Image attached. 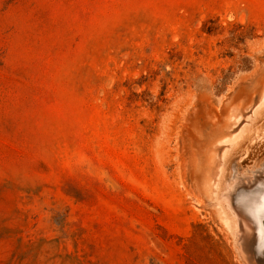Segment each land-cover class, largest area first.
<instances>
[{
  "label": "rangeland",
  "instance_id": "374dc122",
  "mask_svg": "<svg viewBox=\"0 0 264 264\" xmlns=\"http://www.w3.org/2000/svg\"><path fill=\"white\" fill-rule=\"evenodd\" d=\"M263 97L264 0H0V264H251L203 149Z\"/></svg>",
  "mask_w": 264,
  "mask_h": 264
},
{
  "label": "bare ground",
  "instance_id": "6f19581e",
  "mask_svg": "<svg viewBox=\"0 0 264 264\" xmlns=\"http://www.w3.org/2000/svg\"><path fill=\"white\" fill-rule=\"evenodd\" d=\"M246 121L237 133L222 141L226 147L221 149L217 146L222 142L217 139L225 132L214 130L211 137L221 130L220 135L210 137L212 142L203 150L211 151L207 177L214 175V182L209 180L207 186L213 188L221 209L233 222L242 256L257 264L254 247L259 243L264 250V97Z\"/></svg>",
  "mask_w": 264,
  "mask_h": 264
}]
</instances>
